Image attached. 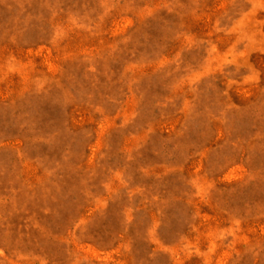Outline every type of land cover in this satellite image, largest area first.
<instances>
[{
	"label": "rangeland",
	"instance_id": "1",
	"mask_svg": "<svg viewBox=\"0 0 264 264\" xmlns=\"http://www.w3.org/2000/svg\"><path fill=\"white\" fill-rule=\"evenodd\" d=\"M0 264H264V0H0Z\"/></svg>",
	"mask_w": 264,
	"mask_h": 264
}]
</instances>
